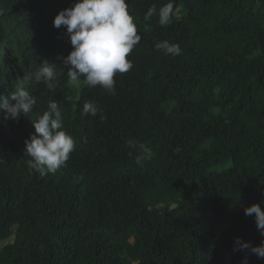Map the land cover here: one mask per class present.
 Masks as SVG:
<instances>
[{
  "label": "trees",
  "instance_id": "16d2710c",
  "mask_svg": "<svg viewBox=\"0 0 264 264\" xmlns=\"http://www.w3.org/2000/svg\"><path fill=\"white\" fill-rule=\"evenodd\" d=\"M75 2L0 0V41L36 100L18 120L0 113V241H10L0 264H240L235 239L264 240L243 211L264 201V0H176L164 26L144 14L168 0H125L142 40L133 68L114 77L115 95L74 90L57 59L72 46L53 20ZM163 40L182 54L155 50ZM45 60L63 72L52 90L34 77ZM1 66L0 95H10L19 77ZM53 99L77 144L66 166L41 176L24 141ZM85 101L95 117L81 116ZM129 140L151 160L138 165Z\"/></svg>",
  "mask_w": 264,
  "mask_h": 264
},
{
  "label": "clouds",
  "instance_id": "9594fccd",
  "mask_svg": "<svg viewBox=\"0 0 264 264\" xmlns=\"http://www.w3.org/2000/svg\"><path fill=\"white\" fill-rule=\"evenodd\" d=\"M179 11L176 0H168L159 10L156 5L149 7L144 14V20L148 22L154 15H158L159 24L164 26ZM53 26L56 29L61 26L66 28L72 46V51L67 57H57L67 68L68 83L77 88L81 83L90 87L100 86L115 95L114 77L117 73L124 74L133 68L130 55L142 40L131 14V4L125 0H76L71 7L61 10L55 16ZM7 47L6 40L0 41V48ZM154 47L155 50L173 58L182 54L179 44L167 40L156 42ZM57 71L63 74L54 63L45 60L35 71L34 77L36 81L45 82L47 88L52 90L56 87L54 81ZM30 79L29 75L19 77L15 91L10 95H0V113L3 114L4 120H18L22 114L27 116L32 111L36 100L27 90ZM61 107V102L50 100L47 110L32 121L34 133L24 141V151L30 157L27 166L41 176L55 174L61 167L66 166L70 154L76 148V139L64 130ZM98 112L95 103L85 101L81 116L95 117ZM81 140L87 143L86 138L81 137ZM127 143L130 147H139L141 154L135 158L138 165L143 166L144 161L151 160L153 153L150 148L143 144L137 145L134 140ZM261 204H264V201H261ZM261 204L254 203L243 211L246 216L254 215L257 230L261 237H264V209ZM234 244V251L245 253L240 264H248L249 255L264 259V240L258 246H253L251 242L236 238Z\"/></svg>",
  "mask_w": 264,
  "mask_h": 264
},
{
  "label": "rangeland",
  "instance_id": "374dc122",
  "mask_svg": "<svg viewBox=\"0 0 264 264\" xmlns=\"http://www.w3.org/2000/svg\"><path fill=\"white\" fill-rule=\"evenodd\" d=\"M3 62H9V67L12 71L16 72L18 77H23V75H21L18 71V66H17V61L15 59V54L8 48H0V70L1 69V65L3 64ZM69 86L72 87L74 90L78 91L82 86H83V83H81L80 87H73L70 83H69ZM173 106L172 103H169L167 105V108L170 109L171 107ZM230 166V163H227L225 166L223 167H220V168H217V171H221L227 167ZM8 242V239L6 240H3V241H0V249L5 246Z\"/></svg>",
  "mask_w": 264,
  "mask_h": 264
}]
</instances>
